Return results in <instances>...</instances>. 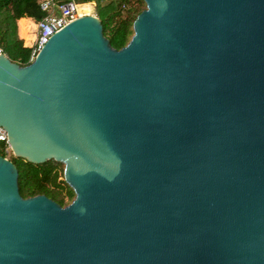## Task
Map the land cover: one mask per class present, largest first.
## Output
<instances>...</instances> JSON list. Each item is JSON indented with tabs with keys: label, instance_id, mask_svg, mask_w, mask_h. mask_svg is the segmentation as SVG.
Returning a JSON list of instances; mask_svg holds the SVG:
<instances>
[{
	"label": "water",
	"instance_id": "1",
	"mask_svg": "<svg viewBox=\"0 0 264 264\" xmlns=\"http://www.w3.org/2000/svg\"><path fill=\"white\" fill-rule=\"evenodd\" d=\"M143 2L118 49L86 14L0 55L12 155L74 193L0 156V264H264V0Z\"/></svg>",
	"mask_w": 264,
	"mask_h": 264
},
{
	"label": "trees",
	"instance_id": "2",
	"mask_svg": "<svg viewBox=\"0 0 264 264\" xmlns=\"http://www.w3.org/2000/svg\"><path fill=\"white\" fill-rule=\"evenodd\" d=\"M41 0H0V46L5 55L19 65L29 63L33 34H23L24 19L34 22L44 12L40 10ZM78 4L94 3L96 15L102 26V34L110 46L118 49L126 44L132 34V22L145 7L143 0H74ZM18 30V34H17ZM24 39V40H22ZM28 40H31L30 43ZM0 156L5 154L0 151ZM17 170L18 192L22 197L44 194L61 206L74 197L72 189L63 179L61 162L48 159L32 163L24 158L8 157Z\"/></svg>",
	"mask_w": 264,
	"mask_h": 264
},
{
	"label": "built area",
	"instance_id": "3",
	"mask_svg": "<svg viewBox=\"0 0 264 264\" xmlns=\"http://www.w3.org/2000/svg\"><path fill=\"white\" fill-rule=\"evenodd\" d=\"M86 4H78L74 0H41L39 8L44 15L35 21V32L32 39L29 61L32 60L36 52L42 47L47 39L56 31L63 28L67 23L87 12L82 10L81 6ZM5 55L0 46V55ZM0 151L7 155L11 154L10 147L7 142L6 132L0 126Z\"/></svg>",
	"mask_w": 264,
	"mask_h": 264
},
{
	"label": "rangeland",
	"instance_id": "4",
	"mask_svg": "<svg viewBox=\"0 0 264 264\" xmlns=\"http://www.w3.org/2000/svg\"><path fill=\"white\" fill-rule=\"evenodd\" d=\"M81 8H84L82 10H85L87 12V14L94 15V16L97 17L95 9H94V3L93 2L89 3V4H86L85 6L83 5V6H81ZM34 26H35L34 22L33 23L32 22L29 23L28 21L24 20V22H23V29H24L23 34H34V32H35V27ZM28 43H30L29 40H28ZM9 155H7V157Z\"/></svg>",
	"mask_w": 264,
	"mask_h": 264
},
{
	"label": "crops",
	"instance_id": "5",
	"mask_svg": "<svg viewBox=\"0 0 264 264\" xmlns=\"http://www.w3.org/2000/svg\"><path fill=\"white\" fill-rule=\"evenodd\" d=\"M21 19H24V20H26V21H28L29 23L30 22H34L32 19H30V18H21ZM17 34H18V30H17ZM22 40H24V39H22ZM25 41V40H24ZM29 41H31V40H29ZM26 43H28V42H26Z\"/></svg>",
	"mask_w": 264,
	"mask_h": 264
}]
</instances>
